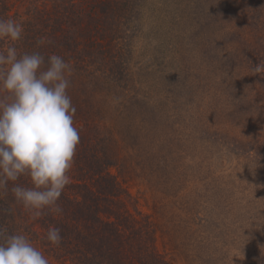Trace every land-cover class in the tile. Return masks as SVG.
I'll list each match as a JSON object with an SVG mask.
<instances>
[{
  "label": "rangeland",
  "instance_id": "obj_1",
  "mask_svg": "<svg viewBox=\"0 0 264 264\" xmlns=\"http://www.w3.org/2000/svg\"><path fill=\"white\" fill-rule=\"evenodd\" d=\"M54 1L76 3L61 21L86 68L70 82L73 119L103 124L105 172L122 208L153 229L159 258L264 264V77L252 71L264 60V0ZM74 169L69 184L85 182ZM10 207L9 233L49 264H72Z\"/></svg>",
  "mask_w": 264,
  "mask_h": 264
},
{
  "label": "clouds",
  "instance_id": "obj_2",
  "mask_svg": "<svg viewBox=\"0 0 264 264\" xmlns=\"http://www.w3.org/2000/svg\"><path fill=\"white\" fill-rule=\"evenodd\" d=\"M23 31L14 19H0V40L10 41L0 50V189L27 177L31 187L14 184L11 192L18 204L41 216L45 209L62 212L58 201L70 182L79 142L76 108L67 93L73 67L57 54L21 53L15 42ZM252 71L264 77V60ZM60 232L49 226L45 239L59 245ZM0 264L49 261L25 235L0 227Z\"/></svg>",
  "mask_w": 264,
  "mask_h": 264
},
{
  "label": "trees",
  "instance_id": "obj_3",
  "mask_svg": "<svg viewBox=\"0 0 264 264\" xmlns=\"http://www.w3.org/2000/svg\"><path fill=\"white\" fill-rule=\"evenodd\" d=\"M54 2L21 0L24 11L18 15L16 11L9 13L10 8H13L10 0H0V19H14L16 16L17 23L21 19L23 36L20 41L15 42L21 53L38 51L46 57L50 54L60 55L73 67L70 82L83 80V73L86 72L83 59L72 55L74 51L70 49V39L67 34L63 35L67 31L61 23L68 18L70 9L76 3L69 1L70 3L62 2L59 5L53 4ZM55 16L60 20L58 28L48 23L50 18L55 20ZM96 33L97 31L91 36L96 37ZM40 40L44 41L42 45L39 44ZM9 44L10 41L6 39L0 40V50L7 48ZM74 46L79 47L80 44L77 42ZM67 93L72 105L78 106V92L73 89L72 84H69ZM75 108L78 110L79 106ZM78 112H81L80 109ZM73 122L78 130L79 142L72 166L75 167L74 170L85 173L86 181L65 187L58 201L62 212H49L45 209L41 216H34L23 205L18 204L11 192L14 184L31 187L29 179L21 177L15 182L9 181L7 189H0V227L8 229L13 218L10 204H13L20 209V219L29 221V226L36 224L44 233H41L42 236H46L49 226L61 230V243L56 245L48 242V245L72 264H166L154 251L153 229L145 220L139 221L122 208L120 185L113 176L105 172L106 166L112 163L106 162L104 151H97L103 141V138H99V120L93 118L86 122L85 119L80 121L75 118ZM99 124L103 126L102 123Z\"/></svg>",
  "mask_w": 264,
  "mask_h": 264
}]
</instances>
